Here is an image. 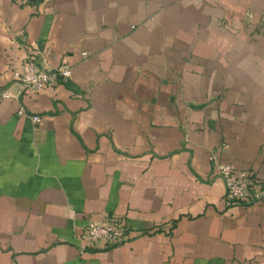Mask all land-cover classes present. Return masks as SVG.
Instances as JSON below:
<instances>
[{
  "label": "crops",
  "instance_id": "0c3cea01",
  "mask_svg": "<svg viewBox=\"0 0 264 264\" xmlns=\"http://www.w3.org/2000/svg\"><path fill=\"white\" fill-rule=\"evenodd\" d=\"M27 54L73 75L0 101V264H264V0H0V89Z\"/></svg>",
  "mask_w": 264,
  "mask_h": 264
},
{
  "label": "built area",
  "instance_id": "2783aa9c",
  "mask_svg": "<svg viewBox=\"0 0 264 264\" xmlns=\"http://www.w3.org/2000/svg\"><path fill=\"white\" fill-rule=\"evenodd\" d=\"M21 5H34L39 0H17ZM13 39L12 42H16ZM86 55V53H84ZM33 54H27L19 68L13 71V80L9 86L0 89V101L19 97L32 90L40 92L49 86L67 81L73 75L69 63H61L49 67L37 63ZM33 120L40 123L42 117L34 115ZM218 176L225 183V198L231 205H247L255 203L262 197L261 192H255V183L249 173H239L235 168L216 160ZM123 217L109 216L102 222L90 221L78 236L81 242V252L86 248L94 251L112 248L126 244L131 238V228Z\"/></svg>",
  "mask_w": 264,
  "mask_h": 264
}]
</instances>
